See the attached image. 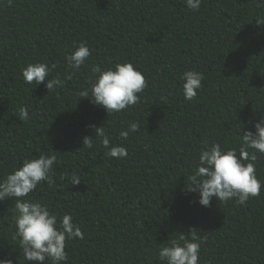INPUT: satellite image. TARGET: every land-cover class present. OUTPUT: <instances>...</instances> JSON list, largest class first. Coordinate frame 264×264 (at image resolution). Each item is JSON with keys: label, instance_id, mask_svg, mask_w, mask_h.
<instances>
[{"label": "trees", "instance_id": "obj_1", "mask_svg": "<svg viewBox=\"0 0 264 264\" xmlns=\"http://www.w3.org/2000/svg\"><path fill=\"white\" fill-rule=\"evenodd\" d=\"M264 16L261 0H202L199 11L185 0H7L0 3V179L24 159L55 155L56 184H41L29 199L67 213L84 238L67 242L68 264H160L158 246L180 234L206 237L200 264H264V186L246 205L200 206L189 192L204 147L216 141L239 150L240 129L254 131L264 115ZM86 42L91 56L79 71L65 56ZM46 62L63 88L48 93L28 85L21 69ZM130 62L147 87L140 103L108 116L79 92L90 86L91 67ZM204 75L197 98L186 101L180 76ZM89 99V100H88ZM27 107L29 119L20 120ZM139 129L126 140L130 123ZM127 148L109 158L99 140ZM264 183V155L255 162ZM77 173L80 185L59 176ZM14 201L0 203V259L24 264L13 239ZM18 258V261H17Z\"/></svg>", "mask_w": 264, "mask_h": 264}, {"label": "clouds", "instance_id": "obj_2", "mask_svg": "<svg viewBox=\"0 0 264 264\" xmlns=\"http://www.w3.org/2000/svg\"><path fill=\"white\" fill-rule=\"evenodd\" d=\"M3 0H0L2 3ZM8 5L12 0H7ZM202 0H185L187 9L199 11ZM264 4V0H261ZM257 26L264 25V16H257ZM75 50L65 56L69 69L79 71L91 56V50L86 42L74 46ZM56 65L46 62L28 64L21 69L23 81L37 86L44 84L48 93L56 88L64 87V80L59 75L52 76ZM92 77L90 86L79 92V96L91 95L90 101L102 107L108 116L140 103L141 94L147 87L142 72L130 62L116 63L103 68L99 64L91 67ZM183 96L186 101L197 98L204 80L203 73L197 70H187L181 76ZM89 100V99H88ZM20 120L29 119L27 107L19 109ZM95 128L96 136H85L82 140L83 148L92 149L95 140H99L104 147L105 155L109 158L123 160L128 156V150L122 145L110 143V137L103 126ZM139 129V122L130 123L119 136L126 140L131 133ZM240 147H222L221 143L204 141V147L198 153L194 171L188 176L187 190L198 194L197 203L202 207H210L213 198L220 203L234 202L244 206L246 203L260 195L264 183L258 180L255 162L258 155H264V115H260L254 123V131L240 129ZM57 164L55 155H40L38 158L24 159L21 166L14 168L10 173L0 179V203L11 199L14 201L12 221L15 226L13 239L19 244L24 264H68L66 252L67 242L74 239H83L81 227L73 223L70 214L58 217L49 206L40 201L29 199L41 184L52 187L56 184ZM59 180H67L72 186L80 185V176L73 172L61 174ZM191 232V239L180 234L179 238L168 240L158 246L156 255L160 264H200L201 244L206 237H198ZM18 261V258H17ZM0 264H13L12 259H0ZM19 264V261H18Z\"/></svg>", "mask_w": 264, "mask_h": 264}]
</instances>
